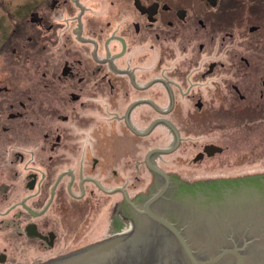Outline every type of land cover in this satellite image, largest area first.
Listing matches in <instances>:
<instances>
[{
    "label": "flooded vegetation",
    "instance_id": "af4514ba",
    "mask_svg": "<svg viewBox=\"0 0 264 264\" xmlns=\"http://www.w3.org/2000/svg\"><path fill=\"white\" fill-rule=\"evenodd\" d=\"M260 48L264 0H0V264L127 235L155 188L264 175L254 151L191 171L228 151L202 139L211 123H264ZM184 143L191 173L165 170L157 151Z\"/></svg>",
    "mask_w": 264,
    "mask_h": 264
},
{
    "label": "water",
    "instance_id": "95a60500",
    "mask_svg": "<svg viewBox=\"0 0 264 264\" xmlns=\"http://www.w3.org/2000/svg\"><path fill=\"white\" fill-rule=\"evenodd\" d=\"M212 183L221 189L206 196L193 186L178 192L155 188L145 204L147 220L129 234L43 264H264V175Z\"/></svg>",
    "mask_w": 264,
    "mask_h": 264
},
{
    "label": "rangeland",
    "instance_id": "374dc122",
    "mask_svg": "<svg viewBox=\"0 0 264 264\" xmlns=\"http://www.w3.org/2000/svg\"><path fill=\"white\" fill-rule=\"evenodd\" d=\"M264 57V48H260L259 50V59L263 62ZM227 120L224 122H219L214 124L211 123L212 127H217V131L213 134L209 132L207 139H204L205 142H212L214 144L220 145L222 147L227 146L228 151L222 156H217L214 159L206 160L200 164H197L194 169L191 171L193 173H199L202 175H208L211 172L213 173H225L229 172L230 169H233L236 172L238 163L241 159H239L242 155H247L244 152L250 154L251 151H254L253 155L257 156L254 159H250V161H257L259 168H264V123L259 122L250 127H240L235 124L234 118L236 116L227 115ZM197 122L201 121L200 118L195 119ZM200 123V122H199ZM211 126H207V129H210ZM198 133V129L196 130ZM204 142L198 141V145L203 144ZM169 144V138L166 134L163 137V140L158 141L156 143L150 144L149 146H167ZM189 144L184 143L180 150L175 154H167L161 158L162 167L165 170L176 169L179 173H188L191 171L186 169V165L184 163V156H191L194 154L198 148L193 149L190 148ZM199 147V146H198ZM183 150V152H182ZM190 153V154H189ZM179 156V158H177ZM188 160V159H187ZM179 161V162H178ZM178 162V163H177ZM174 167V168H173ZM150 184V179H148V185ZM146 187L141 189L142 192H145ZM136 191H133V194Z\"/></svg>",
    "mask_w": 264,
    "mask_h": 264
}]
</instances>
